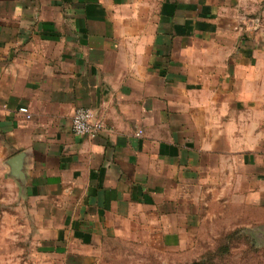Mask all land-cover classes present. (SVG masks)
<instances>
[{"label": "crops", "instance_id": "0c3cea01", "mask_svg": "<svg viewBox=\"0 0 264 264\" xmlns=\"http://www.w3.org/2000/svg\"><path fill=\"white\" fill-rule=\"evenodd\" d=\"M0 212L53 264L130 226L264 225V0H0Z\"/></svg>", "mask_w": 264, "mask_h": 264}, {"label": "rangeland", "instance_id": "374dc122", "mask_svg": "<svg viewBox=\"0 0 264 264\" xmlns=\"http://www.w3.org/2000/svg\"><path fill=\"white\" fill-rule=\"evenodd\" d=\"M10 212V211H7ZM9 213L14 216V210ZM0 212V264H53L55 244L33 238L34 229L14 225ZM236 219L203 218L187 227L182 241H157L155 227L117 232L95 264H264V225ZM251 222V221H250Z\"/></svg>", "mask_w": 264, "mask_h": 264}, {"label": "built area", "instance_id": "2783aa9c", "mask_svg": "<svg viewBox=\"0 0 264 264\" xmlns=\"http://www.w3.org/2000/svg\"><path fill=\"white\" fill-rule=\"evenodd\" d=\"M18 112L26 119H31L33 113L26 107L21 106ZM105 128V122L94 110L87 107H77L72 115L71 130L75 135L89 138L97 137ZM139 133L141 131H138Z\"/></svg>", "mask_w": 264, "mask_h": 264}]
</instances>
